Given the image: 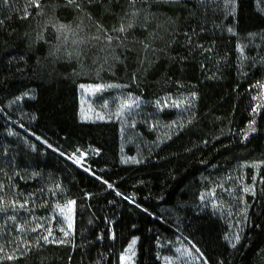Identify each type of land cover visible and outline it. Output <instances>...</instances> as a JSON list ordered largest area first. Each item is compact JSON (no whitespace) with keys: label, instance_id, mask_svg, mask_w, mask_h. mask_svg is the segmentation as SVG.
Listing matches in <instances>:
<instances>
[{"label":"trees","instance_id":"trees-1","mask_svg":"<svg viewBox=\"0 0 264 264\" xmlns=\"http://www.w3.org/2000/svg\"><path fill=\"white\" fill-rule=\"evenodd\" d=\"M199 1L155 9L182 27L169 48L157 45L140 82L146 98L169 84L190 92L191 117L145 161L125 165L118 123L79 118L75 63L52 44L77 18L112 29L128 0H0V264H119L134 236L136 264H161L158 236L175 229L206 264H264V41L260 60L243 70L235 47L236 35L264 30V0H233L225 16L236 35ZM89 148L98 153L86 164L67 157ZM250 161L261 166L232 245L224 220L188 206L189 194L196 202L204 173L241 176ZM69 202L71 230L55 217Z\"/></svg>","mask_w":264,"mask_h":264},{"label":"rangeland","instance_id":"rangeland-1","mask_svg":"<svg viewBox=\"0 0 264 264\" xmlns=\"http://www.w3.org/2000/svg\"><path fill=\"white\" fill-rule=\"evenodd\" d=\"M186 1L128 0L123 16L112 29L106 31L99 25L95 27L91 20L77 18L58 32V45L52 44L55 48L59 47L58 50L63 49L75 63L73 69L80 78L79 118L85 121L113 120L118 123L120 159L125 165H137L145 161L153 147L172 137L191 117L194 96L190 92L169 84V88L152 90L150 97L146 98L140 84L150 62L157 56V45L169 48L173 39L180 35L182 27V23L178 24L179 16L158 14L155 9L172 3L178 5L175 10L182 11L191 5H186ZM199 3H209L213 13L222 18L219 26L235 34L231 22L225 16L235 12V1L200 0ZM235 37L239 69L243 70L248 63H257L264 30ZM261 94L264 96V85ZM255 95L253 91L252 101ZM164 115H167V121ZM97 153L96 149L89 148L86 152H71L67 157L83 165L87 163V158ZM260 166L259 161L246 162L241 168L242 175L235 177L230 172L223 176H216L214 172L204 173L195 185L196 202L193 201V194H189L188 206L210 211L224 220L228 226L225 238L229 244H235L241 237ZM248 168L253 170L251 179ZM106 185L111 187L112 183L106 182ZM170 211L169 215L175 214ZM55 217L71 230L73 202L57 207ZM137 244L138 237L129 240L119 253V264H136ZM156 255L161 264H206L198 247L178 229L173 233L159 234Z\"/></svg>","mask_w":264,"mask_h":264},{"label":"snow or ice","instance_id":"snow-or-ice-1","mask_svg":"<svg viewBox=\"0 0 264 264\" xmlns=\"http://www.w3.org/2000/svg\"><path fill=\"white\" fill-rule=\"evenodd\" d=\"M121 30H123V29H121Z\"/></svg>","mask_w":264,"mask_h":264}]
</instances>
